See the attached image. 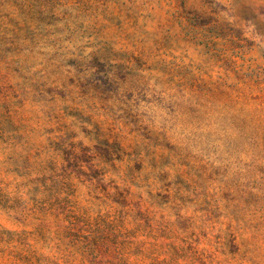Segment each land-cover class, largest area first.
<instances>
[{
	"label": "rangeland",
	"instance_id": "obj_1",
	"mask_svg": "<svg viewBox=\"0 0 264 264\" xmlns=\"http://www.w3.org/2000/svg\"><path fill=\"white\" fill-rule=\"evenodd\" d=\"M0 264H264V0H0Z\"/></svg>",
	"mask_w": 264,
	"mask_h": 264
}]
</instances>
